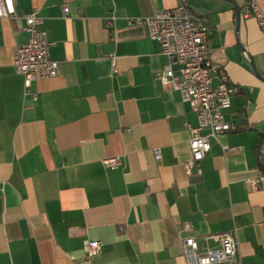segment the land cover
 Segmentation results:
<instances>
[{"label":"crops","instance_id":"obj_1","mask_svg":"<svg viewBox=\"0 0 264 264\" xmlns=\"http://www.w3.org/2000/svg\"><path fill=\"white\" fill-rule=\"evenodd\" d=\"M186 2L208 24L213 83L224 73L239 86L224 111L234 129L192 177L197 116L161 82L159 44L129 23L180 0H15L17 17L0 19V264H186L185 238L217 249L225 232L240 264H264V189L246 183L264 175V32L244 17L251 0ZM34 9L59 74L26 94L13 63ZM86 240L101 242L98 256Z\"/></svg>","mask_w":264,"mask_h":264},{"label":"built area","instance_id":"obj_2","mask_svg":"<svg viewBox=\"0 0 264 264\" xmlns=\"http://www.w3.org/2000/svg\"><path fill=\"white\" fill-rule=\"evenodd\" d=\"M62 13L63 17L70 14L67 4L63 5ZM16 17L15 0H0V19ZM244 17L254 18L264 32V13L255 0L249 3ZM24 20L30 38L16 48L13 65L23 77L25 92L29 94L36 80L58 76L59 62L51 57L52 42L39 10H32L24 16ZM111 20H114V16ZM129 23L144 26L149 38L159 44L162 54L168 59L161 82L179 92L182 100L197 116V125L189 126L191 156L185 163V171L189 177L201 176L202 161L211 151V141L216 140L220 133L234 129L224 120V111L230 108L239 86L224 73L218 77L217 84L213 83L217 66L210 59L209 27L204 18L194 16L186 0H180L176 8L159 10L150 17L130 18ZM113 70L117 72L116 61L113 62ZM224 149L230 152L237 150ZM154 155L161 158L159 150H155ZM120 163V158L104 161L106 167L111 169L119 167ZM246 183L249 190L264 189V175L248 178ZM218 239L219 248L200 249L195 238H185L183 254L186 264H240L239 242L235 234L225 232ZM83 249L88 258H93L101 253L102 244L100 241L86 240Z\"/></svg>","mask_w":264,"mask_h":264},{"label":"water","instance_id":"obj_3","mask_svg":"<svg viewBox=\"0 0 264 264\" xmlns=\"http://www.w3.org/2000/svg\"><path fill=\"white\" fill-rule=\"evenodd\" d=\"M261 167L264 169V166L263 165H261Z\"/></svg>","mask_w":264,"mask_h":264}]
</instances>
